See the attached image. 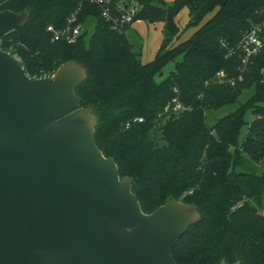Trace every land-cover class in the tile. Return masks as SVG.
Listing matches in <instances>:
<instances>
[{
    "label": "trees",
    "instance_id": "1",
    "mask_svg": "<svg viewBox=\"0 0 264 264\" xmlns=\"http://www.w3.org/2000/svg\"><path fill=\"white\" fill-rule=\"evenodd\" d=\"M138 2L136 21L163 24L159 50L147 63L142 41L128 35L131 26L112 29L101 8L83 0H0V10L29 12L0 46L20 56L31 78L51 76L70 61L85 69L76 93L97 117L96 143L120 177L131 178L142 210L152 213L175 199L199 213L173 242L178 264H264V47L243 70L237 49L254 24L264 23V0ZM184 8L186 28L197 29L172 45ZM77 10L82 34L72 43L53 41L48 27H63ZM221 71L225 80L217 77ZM251 88L234 111L207 123L208 110L236 104ZM176 97L187 109L166 111ZM259 164L261 172L248 170Z\"/></svg>",
    "mask_w": 264,
    "mask_h": 264
},
{
    "label": "water",
    "instance_id": "2",
    "mask_svg": "<svg viewBox=\"0 0 264 264\" xmlns=\"http://www.w3.org/2000/svg\"><path fill=\"white\" fill-rule=\"evenodd\" d=\"M28 18L0 10V38ZM85 78L74 61L31 78L0 50V264H178L173 242L199 213L175 199L142 210L96 143Z\"/></svg>",
    "mask_w": 264,
    "mask_h": 264
},
{
    "label": "built area",
    "instance_id": "3",
    "mask_svg": "<svg viewBox=\"0 0 264 264\" xmlns=\"http://www.w3.org/2000/svg\"><path fill=\"white\" fill-rule=\"evenodd\" d=\"M91 4L97 5L101 8L102 16L111 24V28L119 32H125L128 26L136 21V16L141 8V4L138 0H83ZM48 30L52 34L53 41H66L68 43L75 42L77 38L84 31V24L79 22L78 10L72 13L68 19L67 23L60 28L50 25ZM264 47V23L254 24L251 29L244 35L243 39L237 46V49L241 51L242 56V65L243 69L247 68L248 64L251 62L252 58L256 56ZM0 50L1 46H0ZM233 50L230 54H233ZM17 60L21 62L20 56L13 54ZM263 80L264 81V70ZM53 75V74H52ZM51 75V76H52ZM225 72L221 71L217 74V77L220 80H225ZM42 77H50L45 74ZM240 80L243 79V76L240 75ZM230 84H235V79H228ZM173 105H169L166 108V111L173 108L174 111H184L187 109L178 98H174L172 101ZM142 117H137L134 122H143ZM130 123H128V126ZM261 214H264V210L260 211Z\"/></svg>",
    "mask_w": 264,
    "mask_h": 264
},
{
    "label": "rangeland",
    "instance_id": "4",
    "mask_svg": "<svg viewBox=\"0 0 264 264\" xmlns=\"http://www.w3.org/2000/svg\"><path fill=\"white\" fill-rule=\"evenodd\" d=\"M171 1V0H169ZM188 9L184 8L179 15L177 16V22L180 27V34L178 37L174 39L172 45L180 43L181 41L186 40L191 36V34L197 28H186V24L188 22ZM136 22V21H135ZM133 23V29L128 32L129 37H138L143 43V52H142V62L147 63L154 59L157 54L159 47L162 42L163 33H162V24L161 23H150L144 20L140 22ZM88 33L91 34L95 28V19L91 18L85 25ZM174 63H170L164 71V77L168 75L170 70L173 68ZM254 89L245 90L244 93L240 96L239 101L236 104L228 105L221 107L219 109H210L206 112L207 114V123L212 126L220 117L234 111L241 103L245 102L253 93ZM248 119H252V113H248ZM254 165L252 169H248L255 172H261L262 165ZM250 163L246 165V168H250ZM245 167V166H244Z\"/></svg>",
    "mask_w": 264,
    "mask_h": 264
},
{
    "label": "crops",
    "instance_id": "5",
    "mask_svg": "<svg viewBox=\"0 0 264 264\" xmlns=\"http://www.w3.org/2000/svg\"><path fill=\"white\" fill-rule=\"evenodd\" d=\"M188 19H189V17H188ZM141 20H137L136 22H140ZM135 22V23H136ZM162 24V23H161ZM133 27V24H132V26H131V28ZM162 28H163V24H162Z\"/></svg>",
    "mask_w": 264,
    "mask_h": 264
}]
</instances>
